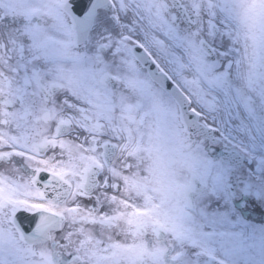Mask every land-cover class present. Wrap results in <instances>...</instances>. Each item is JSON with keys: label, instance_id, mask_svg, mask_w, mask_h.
I'll return each mask as SVG.
<instances>
[{"label": "snow or ice", "instance_id": "1", "mask_svg": "<svg viewBox=\"0 0 264 264\" xmlns=\"http://www.w3.org/2000/svg\"><path fill=\"white\" fill-rule=\"evenodd\" d=\"M0 264H264V0H0Z\"/></svg>", "mask_w": 264, "mask_h": 264}]
</instances>
